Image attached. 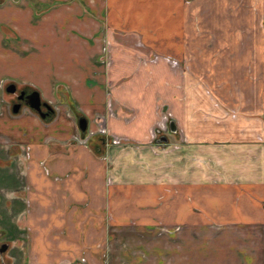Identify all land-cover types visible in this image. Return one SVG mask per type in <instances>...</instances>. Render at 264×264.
<instances>
[{"label": "crops", "instance_id": "1", "mask_svg": "<svg viewBox=\"0 0 264 264\" xmlns=\"http://www.w3.org/2000/svg\"><path fill=\"white\" fill-rule=\"evenodd\" d=\"M0 63L23 264H264V0H0Z\"/></svg>", "mask_w": 264, "mask_h": 264}, {"label": "rangeland", "instance_id": "2", "mask_svg": "<svg viewBox=\"0 0 264 264\" xmlns=\"http://www.w3.org/2000/svg\"><path fill=\"white\" fill-rule=\"evenodd\" d=\"M3 26H5V25H3ZM9 68L10 67L6 66V64L2 65L0 63V76L1 75H12V72H11V70H9ZM8 82H12V81L6 80L3 83L2 90H1L2 91V93H1L2 94L1 95L2 105H3V107H5L6 117L8 115L9 116L13 115L11 108H10V105L14 101V94L8 93L4 89V85L7 84ZM15 84L18 88L23 86L20 83H15ZM25 87H27L28 89L33 88L30 85H28V86L25 85ZM202 88L206 89V87L203 84H202ZM208 96L211 99L213 106H219L220 107V103L215 101V99L211 98V96L209 94H208ZM68 100L70 101L69 98L64 97V101L62 104L69 105ZM54 104H57L55 102V100L52 101L51 105H54ZM2 105H0V106H2ZM49 105H50V103H49ZM23 106L24 105H22V106L20 105V108ZM1 109H4V108H0V110ZM23 109L26 110L27 108L23 107L21 110H23ZM223 109H224V111H222L223 115L228 116L232 120H234L238 117L236 109L232 108V106L226 107ZM31 112H33V111L31 110ZM3 119L5 120L8 118L3 117ZM9 121H10V119H9ZM164 130L165 129L160 130V132H162ZM156 131H155V134L158 136L159 131L158 132H156ZM5 139L6 138H4L3 136L0 135V218L2 219L1 223H3V224H1V226L7 227V223L13 222L15 224V226H17V228H18L17 232H21V229H20L21 227H20L18 221L16 220V216H17V214H16L17 210L16 209H18V207H17V204H15L13 201V199L15 198L14 196H16V194H15V191H13V192L9 191L10 188L13 189L15 187V184H17L18 178L15 175H18L19 165L17 163V158H18L17 155H19V154H17V152L14 151L12 146L7 145V141L6 142L3 141ZM113 143L111 142V144H113ZM22 239L25 242V239L23 237H22ZM24 242H23V244H24ZM23 252L24 251L21 248L19 251V256H18V258L21 261V264L25 263V261L23 260V256H22Z\"/></svg>", "mask_w": 264, "mask_h": 264}, {"label": "flooded vegetation", "instance_id": "3", "mask_svg": "<svg viewBox=\"0 0 264 264\" xmlns=\"http://www.w3.org/2000/svg\"><path fill=\"white\" fill-rule=\"evenodd\" d=\"M9 86V84H8ZM7 88V87H6ZM23 92V96L30 92V90L25 89H17L15 88L11 94H14V101L11 103V107L13 104L17 103L20 105H24L22 99H18L17 96ZM41 111H46V109L41 105ZM1 218H0V264H21L19 256L20 251V232H17V226L13 222L7 223V227L1 226Z\"/></svg>", "mask_w": 264, "mask_h": 264}, {"label": "water", "instance_id": "4", "mask_svg": "<svg viewBox=\"0 0 264 264\" xmlns=\"http://www.w3.org/2000/svg\"><path fill=\"white\" fill-rule=\"evenodd\" d=\"M7 91H14V86L12 84H9L6 88ZM18 99H22L25 106L33 110L39 117L43 118L47 115L48 112H51L50 106L46 102H41L40 97L38 95V92L36 90H32L26 95L23 96V92H20V94L17 96ZM41 105L46 109V111H41L40 107ZM19 105L17 103L13 104L11 110L12 112H16ZM77 126L80 131H84L85 129V119L83 117H79L77 120ZM163 141L165 140L164 136H160V138L157 139V141Z\"/></svg>", "mask_w": 264, "mask_h": 264}]
</instances>
